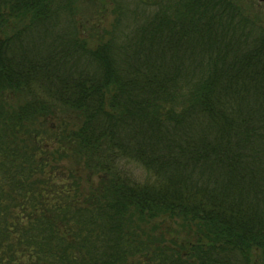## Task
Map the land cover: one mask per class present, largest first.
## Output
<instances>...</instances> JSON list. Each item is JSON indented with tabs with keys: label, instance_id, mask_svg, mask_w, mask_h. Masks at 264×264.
Masks as SVG:
<instances>
[{
	"label": "trees",
	"instance_id": "16d2710c",
	"mask_svg": "<svg viewBox=\"0 0 264 264\" xmlns=\"http://www.w3.org/2000/svg\"><path fill=\"white\" fill-rule=\"evenodd\" d=\"M234 2L0 0V264H264V28Z\"/></svg>",
	"mask_w": 264,
	"mask_h": 264
},
{
	"label": "rangeland",
	"instance_id": "374dc122",
	"mask_svg": "<svg viewBox=\"0 0 264 264\" xmlns=\"http://www.w3.org/2000/svg\"><path fill=\"white\" fill-rule=\"evenodd\" d=\"M234 1L243 11L244 14H246L247 16H252L253 20L264 28V0H234ZM109 22H110V16H105L103 21V26L108 28ZM210 43L213 45V42ZM93 44L97 45L96 40H93ZM204 46L208 47L209 45L204 43Z\"/></svg>",
	"mask_w": 264,
	"mask_h": 264
}]
</instances>
